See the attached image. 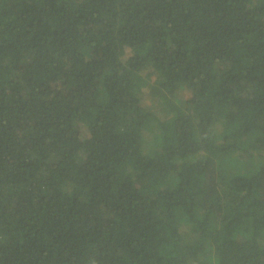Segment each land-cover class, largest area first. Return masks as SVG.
Wrapping results in <instances>:
<instances>
[{"label": "trees", "instance_id": "1", "mask_svg": "<svg viewBox=\"0 0 264 264\" xmlns=\"http://www.w3.org/2000/svg\"><path fill=\"white\" fill-rule=\"evenodd\" d=\"M0 264H264V0H0Z\"/></svg>", "mask_w": 264, "mask_h": 264}, {"label": "rangeland", "instance_id": "2", "mask_svg": "<svg viewBox=\"0 0 264 264\" xmlns=\"http://www.w3.org/2000/svg\"><path fill=\"white\" fill-rule=\"evenodd\" d=\"M143 92H144L143 96L145 97V98L143 99V103H144V105H146V106H150V107H152V109H155L156 105H158V103H157V99H156V98L154 99L153 97H152V98H148V97H149V93H150V88H149V86L144 87ZM188 94H189V91H188V90H184V89H182V90H179V91L176 93V96H177L178 98H180V97H187ZM160 109H161V105H158L157 110L159 111Z\"/></svg>", "mask_w": 264, "mask_h": 264}]
</instances>
